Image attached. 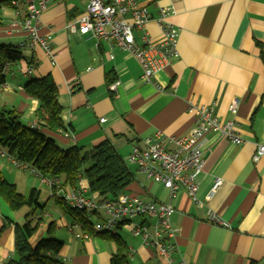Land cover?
<instances>
[{
	"label": "crops",
	"instance_id": "crops-1",
	"mask_svg": "<svg viewBox=\"0 0 264 264\" xmlns=\"http://www.w3.org/2000/svg\"><path fill=\"white\" fill-rule=\"evenodd\" d=\"M141 1L157 15L152 1ZM159 1L172 7L166 21L179 27L180 33L177 55L152 83L143 81L141 64L129 52L68 27L85 12L88 0H50L41 14L39 32L52 35L55 63L40 47L21 46L27 36L14 22L24 17L25 7L17 13L13 6L1 5L0 45L22 47L24 58L7 71L0 110L14 109L23 123L41 126L35 115L39 100L26 93L25 85L50 75L58 87L63 127L49 135L62 149H90L110 140L135 174L127 193L174 204L176 264H264V154L253 158L264 145V0ZM145 31L155 40L162 38L156 20ZM31 66L33 72L28 74ZM115 81L118 85L112 90ZM235 99L237 110L232 112ZM194 104L213 105L222 122L235 121L244 139L235 144L220 133L207 134L199 176L202 206L183 189L171 199L163 184L128 159L134 145L144 148L145 139L157 132L167 137L188 134L195 124V114L189 111ZM219 178L223 182L211 194ZM34 185L32 180L21 193L29 195L37 188ZM80 186L89 191L85 178ZM41 195L40 191L39 205L30 218L32 207L13 210L0 196V263L15 256L16 224L40 220L30 238L32 245L42 237L55 238L64 242L60 257L65 264H111L117 250L114 241L98 235L76 237L80 230L70 229L74 219L53 198L42 203ZM212 212L220 223L210 219ZM125 230L128 250L135 251L131 264H155L158 259L152 248Z\"/></svg>",
	"mask_w": 264,
	"mask_h": 264
},
{
	"label": "built area",
	"instance_id": "built-area-1",
	"mask_svg": "<svg viewBox=\"0 0 264 264\" xmlns=\"http://www.w3.org/2000/svg\"><path fill=\"white\" fill-rule=\"evenodd\" d=\"M4 1L13 6L17 13H20L21 6L25 7L24 17L14 22V25H19L27 36L26 42L21 46L40 47L55 63L52 35H41L39 32L41 14L48 8L50 0ZM150 1L157 8L156 16L141 0H88L85 12L68 27L83 34L90 32L95 37L110 41L112 47L118 46L129 52L141 64L143 81L152 83L156 73L170 65L177 55L180 30L176 25L166 21L173 11L172 7L162 5L159 0ZM151 20H156L162 27L160 40H155L145 31ZM32 72L31 66L27 73ZM117 85L118 81L111 83L110 89L115 90ZM4 86L0 84V91ZM237 105L238 100H233L230 105L232 112H236ZM189 111L195 114V124L188 134L167 137L157 132L145 139L144 148L134 145L128 159L148 178L163 184L168 189L171 199L183 189L196 205L202 206L203 202L198 195L199 176L205 161L207 134L220 133L235 144H242L244 139L236 130L235 121L222 122L213 105L194 104L189 107ZM101 120L104 121V118ZM30 126L40 127L36 122ZM65 134L70 135L68 132ZM263 154L264 145H259L254 160H258ZM0 157L38 176L47 185L51 197L61 199L69 206L85 212L88 219L93 222L95 232L120 234L121 229H129L133 236L141 239L143 245L152 248L158 259L155 264H176L174 255L177 251L175 242L177 230L171 221L175 211L172 202L147 201L128 193L120 194L116 198L99 199L80 185L73 188L65 185L59 176L44 175L2 147ZM222 182L220 178L215 181L211 194ZM209 217L215 222H221L213 212ZM70 229L80 230L75 234L76 237L86 239L91 237L81 230L78 223H72ZM134 252V249L128 250L129 260L133 259Z\"/></svg>",
	"mask_w": 264,
	"mask_h": 264
},
{
	"label": "trees",
	"instance_id": "trees-1",
	"mask_svg": "<svg viewBox=\"0 0 264 264\" xmlns=\"http://www.w3.org/2000/svg\"><path fill=\"white\" fill-rule=\"evenodd\" d=\"M4 3L7 2L0 0V7ZM23 58L22 47L0 45L1 85L6 82L7 67L19 63ZM25 91L39 100L35 115L41 126L32 127L23 123L21 113L14 109L0 110V147L44 175L61 177L65 185L79 187L80 180L85 178L89 192L99 199L116 198L127 193L135 181V174L110 140H104L90 149L77 146L62 149L49 135V132H56L63 127L62 107L57 99L58 87L54 79L50 75L31 79L26 83ZM0 196L13 210L32 207L27 213L30 218L39 205L40 190L32 188L29 195H24L17 190L16 184L4 177L0 169ZM56 204L75 223L80 224L83 232L116 243L117 250L112 255L111 264H131L127 255L128 244L121 234L95 232L93 222L85 212L69 206L61 199ZM40 222L38 220L33 224L29 220L24 224H16L15 256L7 264H65L60 257L64 246L62 240L42 237L35 245L31 244L30 238L38 230Z\"/></svg>",
	"mask_w": 264,
	"mask_h": 264
},
{
	"label": "rangeland",
	"instance_id": "rangeland-1",
	"mask_svg": "<svg viewBox=\"0 0 264 264\" xmlns=\"http://www.w3.org/2000/svg\"><path fill=\"white\" fill-rule=\"evenodd\" d=\"M0 168L2 170L4 177L8 181L11 180V181L16 182L18 184L19 188L17 190L19 192L24 191V188L26 186H28L32 180H34V184H35L34 186L39 188L40 191L42 192V195H41V202L42 203L47 201V198H49V197H50V199L53 198L55 201L59 200L58 198H54V197L49 196L50 192H49L47 185L38 176H36L32 172L22 170V169L16 167L15 165H13L7 159L1 158V157H0ZM79 185H80V183H79ZM120 233L123 236V238L128 237L127 230L121 229Z\"/></svg>",
	"mask_w": 264,
	"mask_h": 264
}]
</instances>
